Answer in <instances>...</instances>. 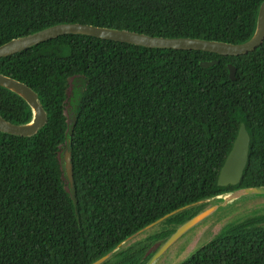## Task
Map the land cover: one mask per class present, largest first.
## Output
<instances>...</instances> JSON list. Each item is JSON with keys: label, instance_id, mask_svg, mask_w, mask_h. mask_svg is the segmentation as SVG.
I'll use <instances>...</instances> for the list:
<instances>
[{"label": "trees", "instance_id": "obj_1", "mask_svg": "<svg viewBox=\"0 0 264 264\" xmlns=\"http://www.w3.org/2000/svg\"><path fill=\"white\" fill-rule=\"evenodd\" d=\"M263 2L0 0V46L60 23L241 44L254 35ZM209 61L219 63L200 66ZM0 73L31 87L48 113L34 137L0 132V264H92L177 209L264 186V42L233 57L66 35L1 59ZM0 115L13 124L32 118L1 87ZM241 124L248 163L237 186L220 187ZM205 207L167 219L104 264H147L156 243ZM213 238L180 264H264V214Z\"/></svg>", "mask_w": 264, "mask_h": 264}, {"label": "water", "instance_id": "obj_2", "mask_svg": "<svg viewBox=\"0 0 264 264\" xmlns=\"http://www.w3.org/2000/svg\"><path fill=\"white\" fill-rule=\"evenodd\" d=\"M66 35H82L102 40L129 44L133 46L144 47L148 49L159 50H183V51H203L220 56H242L254 52L264 42V2L260 5L254 35L246 42L241 44H231L219 41H209L197 38H169L150 36L143 33H137L129 30H120L115 28H103L80 23H60L47 27L41 31L29 34L20 38L13 39L8 43L0 46V60L18 53L31 49L41 43L48 42ZM218 61L201 62L202 68H209L217 65ZM231 80H236V69L234 66H228ZM71 83V82H70ZM0 87L6 89L20 97L29 106L32 118L25 124H13L0 115V132L6 135L31 138L38 134L48 123V113L44 109L38 94L28 85L3 75L0 73ZM250 149V136L244 124H241L237 137L233 143L232 149L228 154L224 165L222 166L218 186L228 187L237 186L243 176L244 170L248 163ZM63 163L66 178L69 182V190L72 196H75L72 155L69 149L63 152ZM250 198V200H259L264 198V186L238 188L228 193L220 194L209 199H205L180 209H177L154 223L141 229L127 240L120 243L113 251L107 253L92 264H104L109 261L115 254L133 244L140 235L148 234L151 230L156 229L167 219L199 205H206L205 211H201L196 216L180 225L177 230L166 240L156 243L148 253L156 251L147 264H155L176 242L185 234L200 225L207 218L212 216L217 210L231 202L240 199ZM255 198V199H253ZM215 201L211 206L207 204ZM248 201V202H249Z\"/></svg>", "mask_w": 264, "mask_h": 264}, {"label": "rangeland", "instance_id": "obj_3", "mask_svg": "<svg viewBox=\"0 0 264 264\" xmlns=\"http://www.w3.org/2000/svg\"><path fill=\"white\" fill-rule=\"evenodd\" d=\"M70 82L71 87L68 92L69 102L67 105L66 115L70 110V99L71 97L72 99L75 97V91L73 90L72 85L73 80L71 79ZM248 199L250 198L240 199L221 207L214 214H212V216L185 234L155 264H180L189 258L197 249L207 245L212 239H214L213 237L227 225L243 221L253 216L255 213L264 214V198L253 201H249ZM214 203L215 201H212L207 204V206H211ZM205 210H207V208L203 209L202 212ZM163 227V225L159 226L156 229L151 230L148 234L140 235L136 238L134 243L144 240L156 231H162Z\"/></svg>", "mask_w": 264, "mask_h": 264}]
</instances>
